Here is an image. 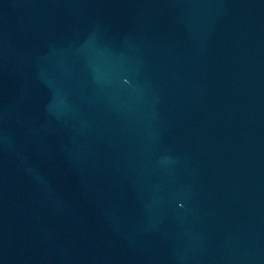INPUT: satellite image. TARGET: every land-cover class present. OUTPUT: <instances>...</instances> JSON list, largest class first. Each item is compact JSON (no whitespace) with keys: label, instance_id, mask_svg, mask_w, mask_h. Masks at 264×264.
<instances>
[{"label":"water","instance_id":"1","mask_svg":"<svg viewBox=\"0 0 264 264\" xmlns=\"http://www.w3.org/2000/svg\"><path fill=\"white\" fill-rule=\"evenodd\" d=\"M0 264H264V0H0Z\"/></svg>","mask_w":264,"mask_h":264}]
</instances>
